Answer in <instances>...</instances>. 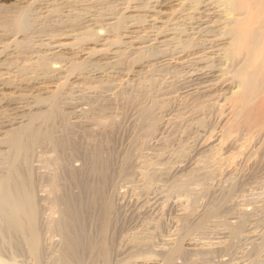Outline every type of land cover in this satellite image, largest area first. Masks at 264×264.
I'll return each instance as SVG.
<instances>
[{"label": "bare ground", "instance_id": "1", "mask_svg": "<svg viewBox=\"0 0 264 264\" xmlns=\"http://www.w3.org/2000/svg\"><path fill=\"white\" fill-rule=\"evenodd\" d=\"M131 56L146 66L187 67L180 98L194 103L195 121L214 109L223 129L239 119L264 124V83H256L264 81V0H0V103L20 112L44 106L23 104L27 96L41 102L67 86L94 95L99 85L83 83L111 76ZM235 61L242 64L236 79L224 72ZM86 62L114 70L89 72ZM136 71L122 72L118 83L127 85ZM21 117L2 122L0 138L20 137ZM228 140L213 133L194 147L208 151L196 162L153 167L156 175H194L175 181L182 194H152L150 203L123 188L101 196L95 180L78 190L72 181L22 176L31 175L28 165L0 164V264H264V146Z\"/></svg>", "mask_w": 264, "mask_h": 264}, {"label": "rangeland", "instance_id": "2", "mask_svg": "<svg viewBox=\"0 0 264 264\" xmlns=\"http://www.w3.org/2000/svg\"><path fill=\"white\" fill-rule=\"evenodd\" d=\"M131 57H132L131 60L127 62L126 61L123 62L122 66L124 68L122 66L115 67L114 69L116 70V72H114L115 70L113 68L111 67L105 68L102 64H94L90 62L85 63L83 70H87L89 72H91L92 69L96 70L98 68H101L106 71H108L109 69L114 70L112 72L113 76L112 75L109 76V74L105 73V75H103V77L101 76V79L99 80H95L91 82L87 80L85 83H83V86H89L93 84L99 85L98 91L94 92L95 96L92 95L94 98L92 96L81 95V92H79V90H76L73 86L71 87L67 86L61 92L62 94L60 93V96L55 94L56 96L53 95L52 97H46L43 99L41 98V102L39 98H35L33 96L31 97L27 96L26 98L28 99L25 98L22 101V103L25 105L28 104L33 105L35 103L37 105L44 104V106L39 108L41 109V111L38 109L35 112H32V114L30 111H34L33 110L34 108H32L30 111H27L29 115L26 114V111L25 112L18 111L16 109L17 107L15 108L16 103L1 102L0 121L1 120L2 121L0 122V130L4 128V126L1 125L2 122L4 123L5 121L10 119L11 120L18 118L20 119V116H22L21 118L24 127L26 124H29L30 122L33 128H31L30 124L28 125V127L25 128L23 127V125L22 127H19L17 131H20L22 128L20 132L24 131L25 133L22 134L18 132V134H21L20 140H18V138H20L19 136L16 137L17 132L14 131V133L16 134L14 138L16 137L17 141H15L16 138L15 139L13 138L12 135L13 133H10L12 136L11 137L8 134L9 132L6 133L9 136H7L6 134L5 135L9 139L11 138L13 140L11 139L9 140L8 138L6 139V136H3L5 137V139L2 137L0 138V164L6 165V163L9 161L8 162L9 165H12L11 163H13L14 165L18 164L25 167L28 165L26 168H29V170L32 168L30 171L31 175L28 171H26L20 173L22 176L24 177L31 176L30 178H32L33 180H37V181L41 180L40 182L43 183L44 182L47 183L49 180L54 182H64V181L66 182L68 181L70 183L73 182L74 183L73 187L75 189L76 188L78 189V187L80 188L81 184L86 181H87L86 183H92L93 180L95 181L97 180L96 182L94 181V183L99 184V189H98L99 191H97L98 193H100L99 195H101L102 192L103 195L105 196H107L108 194H115L116 191L118 192L123 188L121 192L124 191L127 194L130 193L129 195H136L141 198H146V200L150 203L153 200L152 194L154 195V194L163 193L166 196L165 193L167 192V195L170 194V196L172 197H174L176 194H182V186H181L182 177H186L185 175L192 177L191 175H189L192 172L189 171L188 174L187 171H184V173H182L181 171L176 174L172 173L169 175H165V171H161V173L159 172V174H157L161 178L159 179V177L156 175V173L158 172H153L152 170H154L155 167L169 166L172 164H181L183 161H187V160L190 163H193V161L196 162L199 157L201 158V156L206 155L208 151H206V153L205 151L201 153L200 152L196 153V151H194V147L199 144L198 142H201V140H204L209 135L213 133H218L220 138L229 139L227 144H231L230 146L233 145L241 146L244 144L247 145L249 143L250 145L253 146H260V145L264 146L263 143L264 124L262 125L263 127L262 128L261 126L259 127V125H255V124L253 125L252 123L248 124L249 122L245 120H243L242 122V120L239 119L238 120L239 122H236V120H234V123L230 122L226 124L228 126L224 125V129H223V126H221L219 122H217L216 117L218 113L214 109L213 110L206 109L204 111L206 117L204 116L203 120L201 121H195L196 119L193 117V115L195 114L194 112L195 110L193 111L192 109V107L194 108L193 106L194 103L192 104L189 99L185 100L184 98H180L184 93L183 92L184 84H188V81L184 76L186 75L185 71L187 70V67H183L182 64L180 65V63H175V64L171 63L170 65L164 64V66L163 64H156L154 65L155 67L153 65L146 66L137 62V58H139V56H131ZM235 63L237 64V66ZM235 63L233 65L232 64L226 65L227 69L225 68V70L228 71L227 73L226 71H224L225 74H229L230 77L231 75H233L234 78L238 74L237 70L242 69L241 63H238L236 61ZM122 68L124 69V71L130 69L137 70L135 72L134 79L132 80L133 82L130 81V83H128L127 85L118 83V81L120 80L119 79L120 76L122 77V72L124 73V71H122L123 70ZM236 68L238 69L235 72H233ZM73 70L75 71V69ZM166 72H168V74ZM136 79L139 81H137ZM256 83L257 85H260L261 83H264V81L258 79ZM233 88L235 87L233 86L229 87L230 90ZM67 95L69 96V99ZM178 96H179V100H177ZM159 99L162 100L159 101ZM211 100L214 99L211 98ZM151 102H153V104ZM37 105L35 107H37ZM11 111H13L14 113ZM8 115H10V117ZM29 117L31 118L29 119ZM28 119L29 120L32 119V120L29 121ZM237 125L240 130L237 128ZM235 126L237 129L235 128ZM248 126L250 129L248 128ZM251 127L252 128L254 127L253 129L257 131L255 132ZM156 130L160 137L156 136L155 139L153 133ZM259 130H262L263 132ZM219 131L222 133H220ZM233 131H235L236 134ZM190 133L192 135H190ZM224 133L225 135L227 134L226 135L227 138L224 135ZM231 133H233V135ZM157 137L159 139H157ZM163 139L165 141H163ZM202 153L205 154L202 155ZM136 159L138 161H136ZM133 163L137 165V167L134 166ZM163 163H165L166 165ZM29 165H31V167ZM145 171H148V174L149 173L152 174H150V176L148 174L144 175L143 172ZM130 173L131 176H129ZM192 175H194V173H192ZM167 176L170 177L168 178ZM177 180H179L178 182L179 183L181 182V184H179L178 182L176 183L175 181ZM100 182L101 184L103 183L102 186ZM109 183L110 184L112 183L111 186H108L110 185ZM126 183L127 184L130 183V184L127 185ZM143 186L146 187L145 188L146 190L144 189ZM74 188L73 190H75ZM160 191H164V192H160ZM71 207L72 208L74 207L73 209L75 210L77 209L79 210L80 208L78 207V204H73V206ZM72 208L71 210H73ZM89 222H88V226L92 224ZM95 224L92 225L97 226ZM109 227L107 229H109Z\"/></svg>", "mask_w": 264, "mask_h": 264}]
</instances>
